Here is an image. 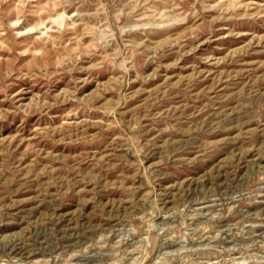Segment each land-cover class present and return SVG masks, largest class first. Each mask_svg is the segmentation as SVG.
I'll return each mask as SVG.
<instances>
[{
	"label": "rangeland",
	"instance_id": "obj_1",
	"mask_svg": "<svg viewBox=\"0 0 264 264\" xmlns=\"http://www.w3.org/2000/svg\"><path fill=\"white\" fill-rule=\"evenodd\" d=\"M0 264H264V0H0Z\"/></svg>",
	"mask_w": 264,
	"mask_h": 264
},
{
	"label": "bare ground",
	"instance_id": "obj_2",
	"mask_svg": "<svg viewBox=\"0 0 264 264\" xmlns=\"http://www.w3.org/2000/svg\"><path fill=\"white\" fill-rule=\"evenodd\" d=\"M16 25V24H15ZM18 240V239H17ZM19 241V240H18ZM18 243H20V242H18ZM17 243V241L15 240V242H13L12 243V245H11V247H9L10 248V251H11V253H19V251H21V250H23V249H21L20 250V248H18V246H20L19 244ZM6 244V243H5ZM5 247V246H4ZM27 247H28V245H27ZM8 248V247H7ZM24 248V247H23ZM3 250V249H2ZM6 252V251H5ZM16 255V254H15Z\"/></svg>",
	"mask_w": 264,
	"mask_h": 264
}]
</instances>
